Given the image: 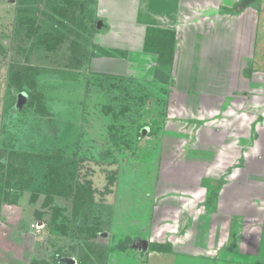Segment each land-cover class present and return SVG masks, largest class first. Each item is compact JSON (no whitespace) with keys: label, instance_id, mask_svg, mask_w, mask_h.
I'll return each mask as SVG.
<instances>
[{"label":"rangeland","instance_id":"374dc122","mask_svg":"<svg viewBox=\"0 0 264 264\" xmlns=\"http://www.w3.org/2000/svg\"><path fill=\"white\" fill-rule=\"evenodd\" d=\"M78 1L84 5L70 4L72 16L68 28L57 25L49 35L44 33V22L48 25L49 19H58L60 14L56 9L60 0H0V163L13 159L11 162H22L26 170L25 183L9 188L8 200L14 202L0 201V264H33L44 259L46 264H79L87 255L90 258L83 264H141V254L131 248L143 241L156 240L159 231L153 230V224L158 223V229L171 227L179 207L189 208L186 216L197 211L195 215L204 218L208 209L223 203L233 188L241 195L236 179L252 170L248 154L258 152L247 145L245 138L235 143L240 135L246 136L240 134L244 132L240 127L242 122L248 126L251 120L247 124L246 115L229 117L239 127L228 129L226 147H222V173L211 169L209 164L206 168L204 164L214 156L219 161L221 151L217 148L221 143L197 140L188 144V125L194 120L190 108L182 112L183 117L168 116L171 114L168 109L175 106V102H170V93L174 96V91L177 92L175 95L180 100V91L190 90L193 84L185 68L187 57L183 49L179 48V56L168 74L163 71L160 77L154 76L156 63L154 67L144 65L135 52L131 53V60L127 55L126 61L102 57L98 55V47H106L98 34L108 27L99 22L103 16H98V2ZM103 3L112 21L121 20L127 9L133 13L137 5V2L125 5V0ZM245 3L242 0L227 8L236 12ZM255 4L260 9L261 20L264 0ZM27 17H31L33 27L29 26L31 22L24 21ZM112 21L110 26L123 30L121 22ZM263 23L259 22L258 39L248 44L247 50L256 51L247 64L241 62L239 54L235 55L239 57V69H246V95L263 94V85L258 80H261L258 74L264 71ZM38 24L43 26L35 31ZM190 29L187 22H180L178 31L184 40L181 43H188ZM183 34L187 36L182 37ZM42 37L51 45L42 42ZM135 41L137 45L140 42L139 38ZM112 49L115 48L108 50ZM196 58L198 61V55ZM219 58L222 61V54H215L209 63ZM242 60H245L243 56ZM16 69L24 76L20 88L9 82L12 70ZM109 74L119 77L108 78ZM112 82L116 86H110ZM258 103L257 113L261 110L259 100ZM216 134L220 139L219 133ZM190 144L196 145L195 148ZM10 151L18 156L12 157ZM233 168H237V175L233 176L236 179L231 178ZM256 168L264 172L263 163L256 162ZM184 179L194 181L187 182L190 189L181 188L186 184ZM198 182L208 189L205 192L202 189L205 197L206 192L215 190L214 184H220L213 196L216 200L212 195L207 200L211 204L204 202V196L201 200L192 197ZM79 185L85 187L92 201L75 214L73 193ZM159 202L174 207L156 208ZM242 258V261L246 259ZM146 261L175 264V257L153 253ZM211 264H222V257L219 255Z\"/></svg>","mask_w":264,"mask_h":264},{"label":"crops","instance_id":"0c3cea01","mask_svg":"<svg viewBox=\"0 0 264 264\" xmlns=\"http://www.w3.org/2000/svg\"><path fill=\"white\" fill-rule=\"evenodd\" d=\"M241 1L125 0V3H123L125 5L137 2L136 10L133 13H129L127 9L125 11L126 15L120 16L122 17L121 20L115 19L112 21L109 12L105 11L103 7V5L105 6L103 3L105 0H97L98 16H103V20H99V22L106 23L108 27L106 30L102 29L103 32L98 34L103 38L101 40L102 45L108 49L117 48L127 51L129 60H131V53L135 52L137 57L142 59L144 65L147 64L149 66V64H152L154 67L157 58L156 53L143 50L146 28L148 26H157L175 31L172 65L177 56H179V48L183 49L184 55L187 58L189 56L190 59L185 58V68L189 71L193 84L190 90H187L188 92L180 91L182 93L180 94V100H177L178 96L175 95L177 92L174 91V96H172V92L170 93V102H175V106L173 105L168 109L169 113H171L168 116L175 115L176 117L180 115V117H183L184 113L182 112L186 113L187 108H190L193 112L190 115L194 120L188 125V128H190L187 133L190 135L188 144L192 141L195 143L197 140H201L204 143H211V141H219L221 143L220 147L217 148V150L221 151L219 161L217 162V156H214V159L204 164L206 168L209 164L211 169H216V171L222 173V147H226L224 143L226 144L225 141L228 139V129L233 126L239 127L236 125L237 122H230L228 120L229 117L237 118L239 116L244 118L243 116L246 115L244 119L247 120V124L251 120L248 126L244 124L245 122H242L240 127H242L244 132L240 134L246 136L243 137L239 134L241 137L235 140V143L239 144L240 140L245 138L248 143L246 144L250 148L255 147L258 150L257 154L253 153L254 155L251 156L248 154L252 170L246 172L244 177L238 176L237 180L233 176L237 175V168L240 167L232 169L231 178H235L240 183L238 185L236 182V186L240 188L241 195L236 193V187L235 189L233 188V191L229 192L223 203H220L217 207L210 208V211L208 209V214L206 217L203 216L204 218H202V215H195L197 211H193L194 209L191 210L193 211L192 215L186 216L189 208L179 207V212L175 213L176 220H173L175 223L171 227L158 229V223L153 224V226L155 225L153 230L156 233L157 231L160 232L157 233L159 236H157L156 240L146 241L145 248L140 244L133 245L131 248L136 253L141 254V264H147L146 259L152 256L153 253L172 254L175 257V264H201L199 261H206L207 264H211L217 260L219 255L222 257V264H229L228 262L231 264L237 262L241 264L249 262L250 264H264V172L262 173L257 170L258 167L256 168V162L257 164H264V119L260 120V117H264V109H262L264 108V71L258 74L261 80L257 78L259 84L263 85V88H261L263 94L246 95V92H244V86H246V91L248 88V84L244 82L248 80L246 69H239L237 64L239 57H235L236 54H239L241 62L246 64L252 58L256 50H247L248 44L258 39L256 32L259 22H264V14L262 13L260 20V9L255 4L262 0H245L246 3L241 7L239 6V11L229 12L230 8L227 7H230V4H238ZM146 5L150 9L152 8V11L146 10ZM113 13L120 15L119 12ZM111 21L112 23L121 22L123 30H119L117 26H110L109 23ZM180 22H187L191 25V29L187 33L189 38L186 41L189 44L181 43L184 40L182 41L178 31ZM262 25L264 26V23ZM260 28L262 30V26ZM187 35L183 34L182 37ZM138 38L140 42L137 45L135 40ZM123 39H126V42H122ZM262 39L264 40V37ZM263 46L264 41L261 48ZM262 50L264 49L262 48ZM215 54H222V61L219 58V60H213L214 63L210 64L211 57ZM195 55H198V61H196ZM241 55L245 60H242ZM104 56L108 55H102V57ZM232 56L234 57L233 59L231 58ZM153 57L155 58L153 59ZM115 58L126 61L127 56L126 58L115 56ZM235 66H237V70L236 68L234 69ZM141 69L145 70L144 67H141ZM172 72L170 75H172ZM145 78H148V76ZM168 91L170 90L168 89ZM182 95L183 99L181 98ZM258 100L261 102L259 113L256 112V108H259L255 106L259 104ZM177 102H180V104ZM230 102L234 103L233 106L229 105ZM174 111L180 113L175 114ZM223 126L225 129L222 128ZM222 131L225 136L224 141H222ZM217 132L220 135V139L216 138ZM227 143H230V140ZM190 145H192V148L196 146L194 144ZM243 155L241 156L242 158L244 157ZM251 158L253 159L251 160ZM246 162H248V159ZM191 163L194 162L191 161ZM209 173L211 174V172ZM183 181L186 184L181 185V188H189V185H187L189 181L187 179ZM200 183L195 184L194 189L191 187L192 185L190 186L195 191H192L194 200H201L204 192L208 190L202 187ZM212 192L213 190L206 192L204 202H207ZM214 200L216 199L214 198ZM170 202L172 203V200ZM211 203L207 202V204ZM160 205L164 208L174 207L170 203L159 202L156 208L160 207ZM182 209L184 211L183 214ZM155 244L168 245L169 248L154 249L151 246ZM242 257H246L244 259L245 262L242 261Z\"/></svg>","mask_w":264,"mask_h":264},{"label":"trees","instance_id":"16d2710c","mask_svg":"<svg viewBox=\"0 0 264 264\" xmlns=\"http://www.w3.org/2000/svg\"><path fill=\"white\" fill-rule=\"evenodd\" d=\"M61 2H59V5L57 6V11L59 12V16L58 19L56 20V18L53 21H50V19L48 20L46 25V22H44V29H46V31L44 33H48L49 35L51 34V31H53V28L58 26H64L66 28H68V19L72 16V14H70L69 8L71 7V5L75 3L77 4H83L82 2L77 0H66V2H63L64 0H60ZM76 7L79 8L80 5H77ZM84 5V4H83ZM80 9V8H79ZM35 18V17H33ZM36 19V18H35ZM24 21H28L30 23V27H33L34 22L31 21V17H27L24 19ZM40 24H43L42 22H40ZM38 24L35 27V31H38L40 29V25ZM44 36V35H43ZM45 37V36H44ZM42 37L41 41L42 42H46L47 45H51L50 43H48L46 41V39ZM60 39H58V41H60ZM174 48H175V31L171 30V29H166V28H160V27H155V26H148L145 30V35H144V41H143V50L145 52H153L156 53L157 58H156V67L154 68V76L155 77H160L162 75L163 71H166L167 74L171 68L172 65V60H173V55H174ZM108 55V56H120L125 58L127 56V51L125 50H121V49H112V50H108V48H103V47H98V55ZM94 75H101L100 73H93ZM170 74V73H169ZM22 74L19 72V70H12L11 74H10V79L9 82H14L17 84V86L20 88L21 84L23 83V77L21 76ZM104 75V74H103ZM108 76V78H118L119 76L117 75H106ZM116 86V84H114V82H112L110 84V86ZM144 127H147L146 125H144ZM143 127V128H144ZM142 127H140L141 129ZM142 130V129H141ZM141 134V133H140ZM139 134V135H140ZM141 137V136H138ZM11 152V151H10ZM9 153V151H8ZM12 153V157L13 156H18L15 153ZM28 155V154H27ZM29 156H38V157H45L47 158L48 155L47 154H30ZM4 158V157H2ZM13 160V159H12ZM12 160H4L3 162L0 163V201L1 200H8V195L10 194L9 192V188L15 187L19 184V187L22 186L23 183H25V177H26V173L23 168V163L20 162L21 164H15L13 162H11ZM15 162H18L15 161ZM220 184H214L213 188H217ZM2 187L4 188L3 190ZM214 192L212 194V197L215 195V190L212 189ZM85 191V187L83 185H79L77 188H75L74 191V199H73V209H74V213L75 214H79L80 211L83 210V208H85L87 205L90 204V202L92 201L90 199V196H88L86 194ZM90 194V191H88ZM87 192V193H88ZM210 198V199H211ZM14 199L17 200L16 196H14ZM210 199H208V201H210ZM11 201V200H8ZM14 202V201H11ZM86 221V217L83 215V222ZM99 221V219H98ZM97 224V222H96ZM99 224V223H98ZM98 224L96 226H98ZM93 235V232L90 234ZM154 249H164L165 247H168V245L164 246L161 244H155L151 246ZM87 258H85V260H81V262L79 264H83L84 261H88L89 260V256H86ZM47 260H36L33 262V264H46Z\"/></svg>","mask_w":264,"mask_h":264},{"label":"water","instance_id":"95a60500","mask_svg":"<svg viewBox=\"0 0 264 264\" xmlns=\"http://www.w3.org/2000/svg\"><path fill=\"white\" fill-rule=\"evenodd\" d=\"M143 248L146 247V241H143V243L141 244Z\"/></svg>","mask_w":264,"mask_h":264}]
</instances>
